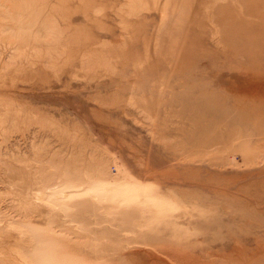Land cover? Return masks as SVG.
I'll return each mask as SVG.
<instances>
[{"label": "rangeland", "instance_id": "1", "mask_svg": "<svg viewBox=\"0 0 264 264\" xmlns=\"http://www.w3.org/2000/svg\"><path fill=\"white\" fill-rule=\"evenodd\" d=\"M50 263L264 264V0H0V264Z\"/></svg>", "mask_w": 264, "mask_h": 264}, {"label": "bare ground", "instance_id": "2", "mask_svg": "<svg viewBox=\"0 0 264 264\" xmlns=\"http://www.w3.org/2000/svg\"><path fill=\"white\" fill-rule=\"evenodd\" d=\"M66 166V165H65ZM76 172V171H75ZM122 179V178H121ZM117 182V181H116ZM67 183V182H66ZM110 185V184H109ZM48 188V187H47ZM61 188V187H60ZM46 189V188H45ZM49 189V188H48ZM47 189V190H48ZM59 189V188H58ZM45 192V191H44ZM46 193V192H45ZM97 195V194H96ZM65 198V197H64ZM52 202V201H51ZM56 204H57V202H56ZM65 211V210H64ZM64 215V214H63ZM51 264V263H50Z\"/></svg>", "mask_w": 264, "mask_h": 264}]
</instances>
